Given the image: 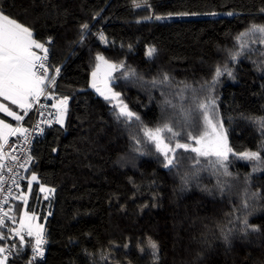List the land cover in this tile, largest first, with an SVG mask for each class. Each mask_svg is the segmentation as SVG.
I'll return each mask as SVG.
<instances>
[{"label": "trees", "instance_id": "trees-1", "mask_svg": "<svg viewBox=\"0 0 264 264\" xmlns=\"http://www.w3.org/2000/svg\"><path fill=\"white\" fill-rule=\"evenodd\" d=\"M151 3L157 14L189 11L202 13V17L137 23L139 17L148 13L131 9L129 0H4L14 17L35 24L37 38L56 37L50 59L53 63L66 61L57 91L72 96L67 130L58 131V125L48 128L46 135L36 140L32 151L37 158L32 170L44 183L56 188L52 215L45 221L49 242L42 264H88L83 248L107 249L109 241L122 245L127 238L130 249H114L111 255L120 264L125 259L131 264H149V258L141 256L136 248L148 236L160 244V264H264V233L248 238L237 235L231 247L213 238L218 236L216 222L223 220L224 213L230 210L228 196L224 199L210 196L195 185L181 191L179 179L163 169L154 155L135 160V166L130 163L121 168L115 164L117 154L127 152V132L86 83L90 71L89 48L111 58L126 56L127 62L147 78L158 68L177 80L189 82L207 76L212 64L220 59L218 47L231 46L229 33L239 32L252 20H264L259 14L264 0H151ZM101 9V16L93 21V12ZM212 11L218 15L204 14ZM229 11L236 15L228 16ZM83 21L95 25L93 32L102 29L110 39H115L116 45L106 48L91 37L84 47L69 46V41L76 38L77 25ZM121 42L125 46L131 43L133 50L120 49ZM148 45L159 49L154 61L145 56ZM235 72V80L225 76L217 89L220 112L230 129L233 147L237 151L255 150L259 134L241 115L264 116V78L248 61L241 62ZM81 88L86 91H74ZM117 90L124 93L130 107L146 122L151 123L159 116L155 103L150 109L137 106V98L147 103L146 93L139 87L129 84ZM154 95L160 99L158 92ZM53 147L58 149L55 153L51 151ZM246 164L237 161L232 168L249 172L250 165ZM129 177L139 189L129 182ZM22 183L26 186V182ZM203 183L210 181L205 179ZM252 188L264 192V174H254ZM152 191L160 195L158 206L140 212V205L153 203ZM37 192L34 184L28 207L43 219L49 210L48 201L42 195L38 201ZM113 194L126 206L125 210H120L115 200L109 205ZM231 199L237 202L235 190ZM16 205L19 215L22 204L16 202ZM250 222L264 226V209L250 217ZM205 238L210 242L204 243ZM26 259L27 256L23 258ZM23 260L17 259L14 264H23Z\"/></svg>", "mask_w": 264, "mask_h": 264}, {"label": "snow or ice", "instance_id": "snow-or-ice-1", "mask_svg": "<svg viewBox=\"0 0 264 264\" xmlns=\"http://www.w3.org/2000/svg\"><path fill=\"white\" fill-rule=\"evenodd\" d=\"M129 5L133 10L148 13L139 17L137 23L202 14L189 11L157 14L151 0H129ZM102 11L93 12L91 19L95 21ZM204 14L218 15L215 11ZM226 14L236 15L233 11ZM259 14L264 16V8L259 9ZM93 27L95 25L88 21L80 22L76 38L69 41V46L84 47L91 37L106 48L116 45L115 39H110L102 29L93 32ZM37 35L35 24L14 17L5 7L4 0H0V114L14 121L0 118V264H14L15 260H23L25 256L27 259L23 264H42L44 261L49 242L47 230L40 222L39 213L30 210L28 204L35 184L37 200L42 195L43 200L48 201L49 210L43 217L47 221L52 215L56 188L44 183L41 176L32 170L37 159L32 154V144L36 137H43L46 129L54 125L59 126L58 131L67 130L72 100L71 95L57 91L66 61L53 63L50 59L56 37L47 35L39 39ZM228 38L232 41L231 46L218 47L220 59L212 64L208 75L191 82L177 80L159 68L147 78L127 62L126 56L111 58L102 51L93 52L89 48L90 71L86 83L88 89L102 98L114 120L127 132V152L118 153L115 164L121 168L130 163L135 166V160L154 155L163 169L179 179L181 191H188L195 185L210 196L221 199L228 196L230 210L224 213L223 220L216 222L218 236L213 238L231 247L237 235L248 238L252 234L264 233V226L250 222V217L264 209V192L252 188L254 174H264V116L241 115L242 120L255 128L260 139L255 150L244 148L237 151L230 142V129L225 126L220 112L217 89L225 76L236 79L235 69L243 61H248L264 78V20H252L239 32L229 33ZM119 47L122 50L127 47L128 52L133 50L131 43L125 46L121 42ZM158 55L159 49L155 45L147 46L145 56L149 61H154ZM129 84L146 93L147 103L137 98V106L150 109L155 103L159 108V116L151 123L134 111L124 93L117 90ZM74 91L84 92L86 89ZM155 92L159 93V100ZM231 122L229 117V124ZM57 150L56 147L51 149L54 153ZM237 161L247 162L245 166L250 165V171H234L232 165ZM128 179L139 189L132 177ZM205 179L210 183H203ZM22 182H26V186ZM234 190L237 202L231 199ZM151 199V205L139 206L140 212L150 206H158L159 193L152 191ZM113 200L120 210H125L126 206L119 203L116 194L109 199L110 206ZM16 202L22 204L19 215L15 210ZM203 242L210 241L205 238ZM119 248L129 250L130 238L122 245L109 241L107 249L101 246L97 251L87 248L81 251L88 264H109L110 261L120 264L111 255L114 249ZM136 248L141 256L149 258V264H160V244L151 236L138 242ZM124 264H131V261L125 259Z\"/></svg>", "mask_w": 264, "mask_h": 264}, {"label": "water", "instance_id": "water-1", "mask_svg": "<svg viewBox=\"0 0 264 264\" xmlns=\"http://www.w3.org/2000/svg\"><path fill=\"white\" fill-rule=\"evenodd\" d=\"M194 17H202L201 16H178V17H172V18H175V19H188V18H194ZM206 17V16H204Z\"/></svg>", "mask_w": 264, "mask_h": 264}, {"label": "crops", "instance_id": "crops-1", "mask_svg": "<svg viewBox=\"0 0 264 264\" xmlns=\"http://www.w3.org/2000/svg\"><path fill=\"white\" fill-rule=\"evenodd\" d=\"M9 103H10V102H9ZM10 106H11V105H10ZM13 107H14V106H13ZM14 110H15V109H14ZM0 118H6V119L9 120V122H13V123H14V121H12L11 118H7V117H5L4 114H0ZM26 120H27V118H26ZM16 206H17V205H16ZM40 222L45 224V221H44L43 219H40Z\"/></svg>", "mask_w": 264, "mask_h": 264}, {"label": "built area", "instance_id": "built-area-1", "mask_svg": "<svg viewBox=\"0 0 264 264\" xmlns=\"http://www.w3.org/2000/svg\"><path fill=\"white\" fill-rule=\"evenodd\" d=\"M47 130H48V129H46L44 136L46 135ZM44 136H43V137H44ZM43 137H39V136H38V137L35 138V140H34V142H33V144H32V151H33V148H34V145H35L36 140L41 139V138H43Z\"/></svg>", "mask_w": 264, "mask_h": 264}, {"label": "rangeland", "instance_id": "rangeland-1", "mask_svg": "<svg viewBox=\"0 0 264 264\" xmlns=\"http://www.w3.org/2000/svg\"><path fill=\"white\" fill-rule=\"evenodd\" d=\"M221 15V14H220ZM195 16V15H194ZM200 16V15H199ZM210 16V15H209ZM176 17H178V16H176ZM170 19H175V18H170ZM170 19H165V20H170Z\"/></svg>", "mask_w": 264, "mask_h": 264}]
</instances>
